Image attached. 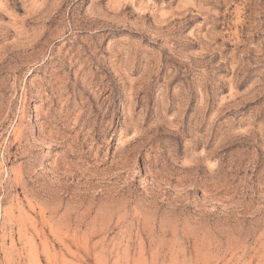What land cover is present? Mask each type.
<instances>
[{
  "label": "rangeland",
  "instance_id": "obj_1",
  "mask_svg": "<svg viewBox=\"0 0 264 264\" xmlns=\"http://www.w3.org/2000/svg\"><path fill=\"white\" fill-rule=\"evenodd\" d=\"M0 264H264V0H0Z\"/></svg>",
  "mask_w": 264,
  "mask_h": 264
}]
</instances>
